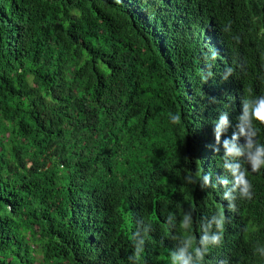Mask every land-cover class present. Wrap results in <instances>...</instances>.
I'll return each instance as SVG.
<instances>
[{
    "label": "trees",
    "instance_id": "1",
    "mask_svg": "<svg viewBox=\"0 0 264 264\" xmlns=\"http://www.w3.org/2000/svg\"><path fill=\"white\" fill-rule=\"evenodd\" d=\"M0 264H264V0H0Z\"/></svg>",
    "mask_w": 264,
    "mask_h": 264
}]
</instances>
